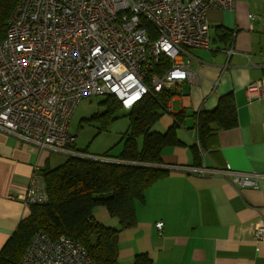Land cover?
<instances>
[{
	"label": "built area",
	"instance_id": "obj_1",
	"mask_svg": "<svg viewBox=\"0 0 264 264\" xmlns=\"http://www.w3.org/2000/svg\"><path fill=\"white\" fill-rule=\"evenodd\" d=\"M259 1L263 9L248 13L251 21H264V0ZM234 4L235 0H19L0 41V130L40 151L83 155L72 148L75 136L68 131L76 104L83 97L112 95L128 110L150 89L171 88L194 77L189 49L210 48L208 11L231 10ZM162 57L169 68L153 73ZM260 91L259 82L250 83L248 99ZM187 168L222 176L235 187H259L256 173L205 165ZM15 197L26 205L47 201L37 168ZM155 226L160 229L162 221ZM252 235L263 242L264 223H256ZM19 264L96 263L80 241L64 235L51 239L37 231Z\"/></svg>",
	"mask_w": 264,
	"mask_h": 264
},
{
	"label": "crops",
	"instance_id": "obj_2",
	"mask_svg": "<svg viewBox=\"0 0 264 264\" xmlns=\"http://www.w3.org/2000/svg\"><path fill=\"white\" fill-rule=\"evenodd\" d=\"M256 1L252 11L249 0H235L231 10L208 11L210 31L223 26L232 39L222 42L212 31L209 49L189 51L195 76L175 83L169 116L154 124L163 131L174 114L185 111L176 132L184 145L163 148L159 166L168 172L145 189L143 201H135L137 223L129 229L130 243L119 247L118 264L131 263L138 252L149 254L154 264H264V241L252 235L253 226L264 223V22L247 17L262 11ZM252 82L261 91L248 99ZM226 93L233 94L237 125L211 135L196 165L189 147L197 144L193 114L211 110ZM51 158V152L0 130V249L29 214V205L15 196L36 168L55 167ZM202 165L256 173L259 187H235L222 176L187 168Z\"/></svg>",
	"mask_w": 264,
	"mask_h": 264
},
{
	"label": "trees",
	"instance_id": "obj_3",
	"mask_svg": "<svg viewBox=\"0 0 264 264\" xmlns=\"http://www.w3.org/2000/svg\"><path fill=\"white\" fill-rule=\"evenodd\" d=\"M18 1L0 0V41ZM213 32L222 42L232 39V32L223 26H216ZM168 68V60L162 57L152 72L160 74ZM174 95L173 87H163L159 91L150 89L128 109L129 126L123 135V148L114 159L66 155L61 164L42 168L40 173L45 181L47 201L29 205V214L19 221L0 249V264H19L37 231H43L51 239L64 235L80 241L96 264H118V230L96 221L93 209L104 206L122 228L135 225V201H143L145 189L168 172L159 166L163 148L184 145L176 132L187 115L185 111L174 114L172 124L164 131L151 130L161 115L169 112L168 103ZM100 102L106 109L89 119L103 118L99 129L106 130L114 111L123 107L112 95H106ZM193 117L197 144L189 147L194 163L198 165L200 152L207 147L210 136L237 125L233 94L220 96L214 108L202 109ZM78 152L86 154L85 151ZM100 157L110 156L102 154ZM130 264L154 263L149 254L138 252Z\"/></svg>",
	"mask_w": 264,
	"mask_h": 264
},
{
	"label": "rangeland",
	"instance_id": "obj_4",
	"mask_svg": "<svg viewBox=\"0 0 264 264\" xmlns=\"http://www.w3.org/2000/svg\"><path fill=\"white\" fill-rule=\"evenodd\" d=\"M249 3L251 11L254 10L256 8L255 3H257V1L249 0ZM212 31L213 29L211 27V36ZM193 50L194 49H189V51ZM103 98H105L104 95L83 97L76 104L73 110L71 120L68 125V131L75 136V140L73 142V149H75L76 151H85L86 154L94 155L97 157L102 154H107L115 157L121 152L123 148V135L128 130V110L123 108L116 109L114 111V114L112 115L113 119H109L108 123L106 124V130H100L99 126L101 125L104 119L100 118L92 120L89 118L93 114L101 113L106 109V105L100 102V100H102ZM167 115L169 116V114L165 112L161 115V117H167ZM151 130H154V126L151 127ZM137 141L138 144L141 143L140 138H138ZM51 155L53 157L51 158V163L53 164V166L61 164L67 157L66 154H62L59 152H51ZM93 216L96 221L104 224L105 226H109L118 230L119 247L123 243L124 245H128L130 243L129 229L131 227L122 228L119 224L118 219L115 216H111L104 206L99 205L94 207ZM118 261H120L119 258Z\"/></svg>",
	"mask_w": 264,
	"mask_h": 264
},
{
	"label": "water",
	"instance_id": "obj_5",
	"mask_svg": "<svg viewBox=\"0 0 264 264\" xmlns=\"http://www.w3.org/2000/svg\"><path fill=\"white\" fill-rule=\"evenodd\" d=\"M83 156H89V155H86V154H85V155H83ZM89 157H90V156H89ZM95 158H96V157H95Z\"/></svg>",
	"mask_w": 264,
	"mask_h": 264
}]
</instances>
